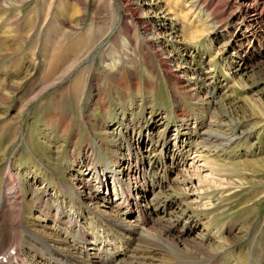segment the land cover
<instances>
[{"label":"rangeland","instance_id":"obj_1","mask_svg":"<svg viewBox=\"0 0 264 264\" xmlns=\"http://www.w3.org/2000/svg\"><path fill=\"white\" fill-rule=\"evenodd\" d=\"M76 39L83 41L75 52L70 44ZM125 165L134 173H116ZM105 166L112 169L108 175ZM82 176L93 186L81 183ZM101 176L108 179L102 187ZM117 176L132 187L146 184L140 206L122 214L130 222L111 214L116 209L103 198L88 195L99 186L124 200ZM18 180L23 197L12 191H22ZM62 182L80 192L73 191L76 204L84 205L86 194L84 200L102 210L99 220L147 226L195 264H264V0H209L205 6L192 0H0L3 207L14 208L15 197L22 206L42 198L41 206L45 199L55 204L54 215ZM148 203L152 222L144 225L138 216ZM4 208L0 203V235L18 234L13 229L21 220ZM67 208L91 235L92 214L83 217L72 203ZM32 211L34 217L21 214L32 230L48 234L49 225L57 226L53 217L42 220L38 208ZM62 215L55 218L74 219ZM75 224L76 218L66 224L72 233ZM137 228V243H126L117 257L115 251L77 256L65 239L23 231L54 246L53 254L71 251L75 264H89L87 258L92 264L116 258L122 259L114 264H172V252L144 255L134 248L145 239ZM74 233L89 240L85 232ZM100 236L101 248L105 238L110 249L120 244L112 234ZM8 239L0 238V247ZM49 250L24 248L39 262Z\"/></svg>","mask_w":264,"mask_h":264},{"label":"bare ground","instance_id":"obj_2","mask_svg":"<svg viewBox=\"0 0 264 264\" xmlns=\"http://www.w3.org/2000/svg\"><path fill=\"white\" fill-rule=\"evenodd\" d=\"M193 1V5L194 6H205L208 2H209V0H192ZM82 41L83 40H81V39H76V40H74V41H72L71 42V47L70 48H72V49H74L75 50V52L80 48V46H81V44H82ZM73 50V51H74ZM79 51V50H78ZM67 53V52H66ZM66 53H64L63 55H64V57H66L67 56V54ZM78 53L79 52H77V54L76 53H74V54H76V56L78 55ZM52 63V62H51ZM53 65H55L54 63H53ZM56 66V65H55ZM55 68V67H54ZM118 164H120L119 162H117ZM211 167V166H210ZM130 167L129 166H123V167H121V168H118L117 170L119 171V172H121L122 170H123V173H125L126 175H129L130 174V172L131 171H133L134 172V170H131V168L129 169ZM137 168H138V171H141L140 170V168L137 166ZM110 170V169H109ZM108 169H106L105 168V171H109ZM110 172H112V170H110L109 171V173ZM103 173H105V172H103ZM141 173L143 174V178H144V175H145V173H144V171H141ZM106 174V173H105ZM12 175V174H11ZM118 177V176H117ZM119 178V177H118ZM126 178H128L127 176H126ZM104 179V178H103ZM10 181H9V187H11V186H13V184H14V179L13 178H11V179H9ZM121 185H123V182H122V180H120V178L117 180ZM101 182H103L101 185L102 186H105V185H107L108 184V179H107V181H106V179L105 180H102L101 179ZM10 189V188H9ZM11 189H13V188H11ZM64 189V188H63ZM76 189V188H75ZM144 189H146V186H143V183L142 184H137L136 185V188L134 189V188H132L131 187V190H132V192H138L139 194H142V191L144 190ZM16 190V193L19 195V192H18V190H17V188L15 189L14 188V190H12V191H15ZM66 190V189H65ZM208 192L209 191H211V189L210 188H207L206 189ZM5 191H7V190H5ZM76 192H78L77 190H75ZM69 193H66V194H68L69 196H70V198H71V200L72 201H74L75 202V200H73V192L71 191H68ZM9 193H11V191L9 192ZM14 193V192H13ZM12 193V194H13ZM14 196H16L15 194H13ZM21 196V195H20ZM3 197H4V194H3ZM139 197H138V195H134V196H130L129 194H128V198L126 199V200H128L129 199V201L128 202H125V203H121V201H119V202H115V204H111V205H116L115 207H116V210L117 211H120V209H125V210H127L128 209V212H131L132 211V206H133V201H134V199H138ZM106 199V201L107 200H109V198H105ZM213 200H217L216 198H212ZM18 200L19 199H17L15 202H12L13 204L14 203H17L18 202ZM56 200H58V199H56ZM125 200V201H126ZM20 201V200H19ZM215 201H213V203L215 204ZM7 202H9V201H7ZM46 202H48V203H46L47 205L46 206H51V203L49 202V201H47L46 200ZM61 202V201H60ZM59 201H58V205H59V203H60ZM76 203V202H75ZM83 203V202H82ZM104 203V202H103ZM79 204V203H78ZM106 204V203H105ZM150 203H148V204H146L145 206L146 207H142L141 208V217H139V219H140V221H142L143 223H144V225H145V222H146V224H148L147 222L149 221V219H150V223L152 222V212L150 211V205H149ZM211 204V203H210ZM9 205H11L10 204V202H9ZM9 205L8 206H6L5 205V207L6 208H8L9 207ZM62 205H64V203L62 202ZM3 206H4V201H3ZM42 208V207H41ZM42 210H43V212H45V214L47 213L46 212V209H43L42 208ZM18 211V210H17ZM64 211H65V208L64 207H62L61 208V210H60V212H62L63 214H64ZM92 213H94L95 215L93 216V218H95V222H97V223H95L94 224V228H98V229H100V230H103L104 232H107V233H110V234H113V235H115V236H117V238L119 239V241H120V244H118V246L116 247V245L115 246H113V249L112 250H110L109 248H105L104 250H103V252L102 253H98V254H96L97 255V257H98V255H105V253L106 252H113V251H115L116 253L115 254H118V253H121V252H124V250H126V248H127V244L126 243H130V242H134L135 244L137 243V241H138V238L139 237H136V236H134L133 235V233L134 232H137V226L138 227H140L141 228V233H142V235H143V237L145 238L144 239V241L140 244V245H138V248H136L135 247V249H137L138 251H140L142 254H144V255H150V254H162V253H167V252H172V253H174V261H173V263L172 264H192V263H194L193 261L194 260H192L190 257H187V256H185V255H183L178 249V246L177 247H175V246H173L169 241H167L164 237H155V236H153V235H151L149 232H148V230L147 229H145V228H147V226H143V225H140V224H137L136 222L135 223H133V224H136L135 226H132V225H126V224H124V223H118L117 225H116V227L115 226H113V225H111L112 223H114L115 222V219L113 220V219H108V222L110 223H106V222H103V220L101 219V220H99L100 219V217H99V212L97 211V209H95L94 208V210L93 211H91ZM150 212V213H149ZM20 213V212H19ZM119 215H120V213H118ZM150 214H151V216H150ZM115 215H117V214H115ZM46 216V215H45ZM120 216H122V215H120ZM46 217H48V216H46ZM50 218V217H49ZM70 220V219H69ZM72 220H75V219H72ZM126 220V219H125ZM64 221V220H63ZM65 222V221H64ZM129 222V221H128ZM66 223V222H65ZM74 224V223H73ZM21 227V224L19 225V228ZM18 227H15V229H13L14 231L16 230V232H18V231H20V230H22V228H20V229H17ZM24 228H26V229H28L26 226H24ZM71 228V227H70ZM77 229L78 230H80V231H82V232H85L86 234H87V237H88V241H84L83 239H81V238H79V236H77L74 232H76L77 231ZM77 229H74V232L72 233L71 232V240H66L68 243H71L72 245H73V247H74V253H75V255H77V256H84L85 254H87V255H89V257H91L92 255H91V253H88V250L86 249L87 248V245H89V244H95L94 242H93V240L92 239H90V237H89V235H88V231H86V229L84 228V227H81V228H77ZM29 230V229H28ZM133 230V231H132ZM25 231H21V232H19L18 234H15V233H12V234H8V235H5V234H3V235H5V236H3V235H0V238H8L9 237V239L7 240V242H5V247L6 248H4V246L3 247H0V250H3V251H5V254L7 255V257H8V261H9V264H19V263H17V261H19L18 259L20 258V256H22V255H27V254H29L28 252H26V251H24V248L25 247H28V249H30V250H33V251H35V252H37V253H42V254H46V253H48L47 252V249H50L49 251H50V253L48 254V256H46V258H44V263L45 264H75V258H74V256H73V253H71V251H69V250H58V251H56L54 254L52 253V248L54 247V246H52L51 247V245H49L48 243H43V242H40V241H38L37 240V238L36 237H34L33 238V235L32 234H30L31 236H32V238H30L29 236H28V234L25 232ZM21 233H23L24 235H22ZM29 233V232H28ZM122 234L121 235V239L119 238V236H118V234ZM13 235H15V236H13ZM142 235L140 236V237H142ZM21 236H23V240L21 239V241L19 240L20 238H22ZM82 236V235H81ZM40 237V236H39ZM83 237H85V235H83ZM133 237V238H132ZM40 238H45V237H40ZM54 237H52V239H53ZM56 239H58V238H60L59 237V235H57V237H55ZM147 238V239H146ZM148 238H150V239H148ZM43 241V240H42ZM45 241V240H44ZM56 241V240H55ZM82 241V242H81ZM136 241V242H135ZM78 243H81L80 245H81V247H80V249H77L78 248ZM68 245H70V244H68ZM72 245H71V247H72ZM96 245V244H95ZM67 246V245H66ZM37 247H39V249H37ZM70 247V248H71ZM7 248H8V250H7ZM85 250V251H84ZM80 251H84L85 252V254H80ZM110 252V253H111ZM137 253V252H136ZM133 254H135V253H133ZM55 255H58V256H55ZM113 255V254H112ZM26 257V256H25ZM116 257V256H115ZM133 257V256H132ZM141 257H143V256H141ZM126 258H128V254H127V257ZM126 258H123V259H126ZM122 259V258H121ZM120 259V260H121ZM39 260V259H38ZM77 260V259H76ZM131 260H134V259H131ZM83 261V260H82ZM87 261L89 262V264H92V262H91V260H89V258H87ZM98 261H100V259H98ZM135 261V260H134ZM40 262H42L41 261V259H40ZM81 262V261H80ZM108 262H110L111 263V261L109 260ZM32 263V261H31V259H27V258H25V260L22 262V263H20V264H31ZM36 263L38 264L39 263V261H36ZM135 262H131L130 263V261H126L125 263H122V264H134ZM103 264V263H102ZM118 264V263H117ZM119 264H121V263H119ZM143 264H148V263H146V262H144ZM195 264V263H194Z\"/></svg>","mask_w":264,"mask_h":264}]
</instances>
